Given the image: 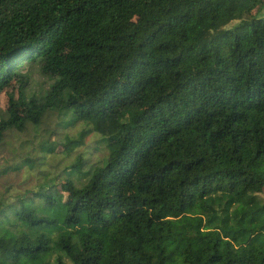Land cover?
Masks as SVG:
<instances>
[{
  "label": "trees",
  "instance_id": "1",
  "mask_svg": "<svg viewBox=\"0 0 264 264\" xmlns=\"http://www.w3.org/2000/svg\"><path fill=\"white\" fill-rule=\"evenodd\" d=\"M15 80L0 153L53 115H122L103 166L4 157L44 182L0 197V264H264V0H0V96Z\"/></svg>",
  "mask_w": 264,
  "mask_h": 264
},
{
  "label": "rangeland",
  "instance_id": "2",
  "mask_svg": "<svg viewBox=\"0 0 264 264\" xmlns=\"http://www.w3.org/2000/svg\"><path fill=\"white\" fill-rule=\"evenodd\" d=\"M37 71L39 70L36 68L33 72L28 94L39 95V98L42 99L41 104H44V94L50 86V78L42 76ZM51 73L52 75L56 74L55 71ZM20 84V81L15 80L0 96V114H6L8 109L11 111L20 109V101L18 100ZM118 114L106 119L85 118L73 127L66 126L74 119L73 115L65 118H58L53 115L46 118L39 127L29 126L26 132L21 133L14 129L6 137V148L5 152L0 153V163H5L4 157L10 160V164L18 163L28 156L40 159L44 157L46 158L44 169L53 176L64 174L65 169L73 162L75 163L79 157L82 161H89L94 164L102 160L103 166L105 163V156L103 155L106 151H101V149L96 151L99 147L98 141L104 135L103 133L110 135L119 128V120L122 114ZM79 141L84 143L79 144ZM42 143L60 145L59 154L45 155L40 148ZM68 145H71L74 150L69 156H66L64 149ZM68 177L69 174L63 176L64 179ZM43 180L41 169L11 173L0 178V197L2 196V198L12 202L14 197L24 194L26 191H37L44 182ZM260 196L264 200V191ZM72 246L75 253L81 251L79 245L73 243Z\"/></svg>",
  "mask_w": 264,
  "mask_h": 264
}]
</instances>
